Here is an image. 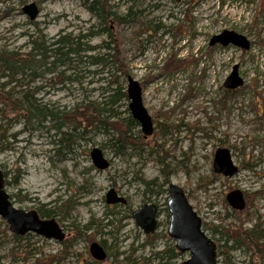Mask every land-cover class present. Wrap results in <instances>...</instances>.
<instances>
[{"label":"rangeland","instance_id":"374dc122","mask_svg":"<svg viewBox=\"0 0 264 264\" xmlns=\"http://www.w3.org/2000/svg\"><path fill=\"white\" fill-rule=\"evenodd\" d=\"M30 4L39 10L32 22L23 13ZM112 5L122 16L131 7L136 13L132 23L117 27L128 76L113 66H109L110 74H102L101 67L83 64L81 72L72 74L78 81L49 87L46 76L36 79L33 86L42 88L37 96L42 104L55 111H69L82 102L103 103L108 94L119 89L126 92L128 78H133L141 84L143 105L154 120V132L146 139L148 147L118 153L109 142L113 133L97 124L82 138L78 136L82 128L76 132L62 128L63 133L75 134L74 143L67 142L56 152L54 141L61 135L52 128L53 123L42 127L12 123L5 126L6 138L0 142V165L11 183L7 192L17 208L30 211L74 197L72 221L81 227L93 220L103 221L108 211H113L114 215L103 222V232L74 242L72 256L61 264H91L90 241H104L110 247V259L98 264L115 259L117 264H179L187 255L171 262L161 255L175 247L167 235L168 216L164 212L171 183L185 190L203 223L210 227L226 223L225 205L231 210L226 195L231 190L247 195L250 212L264 224V0H112ZM94 22L83 0H0V49L28 52L32 38L52 41L68 33L85 35ZM226 30L245 36L250 49L210 46L212 37ZM107 39L101 35L84 42L97 48ZM98 51L103 52L83 55ZM170 57L174 60L167 68ZM235 66L244 85L232 91L224 88V82ZM110 80L116 84L109 85ZM6 81L1 79L0 83ZM129 104V98L121 96L109 108L126 122L132 117ZM1 123L6 125V121ZM133 131L143 135L139 124ZM94 147L102 149L110 160L106 171L92 167L90 150ZM219 148L230 151L234 165L241 170L238 175H215L213 160ZM167 180L166 192L160 195L146 184ZM111 188L130 205L108 206L105 195ZM149 203H156L161 210L153 245L145 243L148 236L132 216ZM72 221L64 223L67 233ZM2 222L0 219V264H36L37 259L51 264L60 256L59 243L36 235L14 247L12 234L5 231ZM26 246L35 249V254L28 255ZM230 254L232 264L249 263L241 251ZM223 261L221 257L220 264Z\"/></svg>","mask_w":264,"mask_h":264},{"label":"trees","instance_id":"16d2710c","mask_svg":"<svg viewBox=\"0 0 264 264\" xmlns=\"http://www.w3.org/2000/svg\"><path fill=\"white\" fill-rule=\"evenodd\" d=\"M92 19L95 21L92 26L87 29L85 35L79 34L74 36L72 33L60 36L58 39L46 41L43 37L37 36L30 41V51H14L8 49H0V80L7 79L5 83H0V120L6 121V125L0 124V142L6 138L7 129L12 123H23L25 126L42 127L46 123H53V129H56L61 138L54 141L56 152H60L61 148H65L67 142L74 143V133L68 135L62 132V128H72L73 131L83 129L79 137L84 136V132H89V128L100 124L107 133H113L110 144L118 153L122 150L142 151L148 147V143L143 135L137 136L133 128L138 123L129 117L126 122L119 117V114L110 105L116 103L121 96L128 98L127 92L120 89L115 93L108 94L105 102L88 101L76 104L69 111L53 110L51 107L41 103L37 97L42 88L33 86V82L38 78H47V85H65L66 82L78 81V77L73 78L75 71L81 72L80 66H99L101 73L110 74L109 66H113L123 76H128L127 68L122 63V43L117 27L126 22H133L136 13L133 7L124 16L120 15L116 7L112 5V0H83ZM107 36L101 46L94 48L88 46V42L84 40L96 38L99 36ZM33 37V36H32ZM103 52L95 53V55H83L87 52ZM86 58V60H84ZM174 59L170 57L166 65L171 68ZM63 68V70H61ZM108 69V71H105ZM178 70L177 68H172ZM69 73V75H66ZM73 74V75H72ZM112 77H114L112 75ZM14 84L13 86H11ZM114 80L109 81V85H114ZM10 86L8 89L7 87ZM19 88V91L16 89ZM108 91V89H106ZM164 127V125H162ZM68 136V137H67ZM59 146V147H58ZM6 187L11 183L7 181V173L4 172ZM169 181L163 184H157L155 181L146 182L148 188L154 186L150 190L160 195L166 192L164 187ZM248 200V199H247ZM225 203V202H224ZM110 208V207H109ZM226 213L224 216L225 224L210 227L203 223L206 232L211 231V237L217 244L218 259L224 257V264H232L233 260L231 252L241 251L249 258L248 264H264V224L261 217H257L250 212V206L247 205L245 211L228 210L225 205ZM76 209V200L74 197L67 200H56L51 204L41 205L37 209L41 218L50 219L58 217L62 223L73 220V213ZM109 210V209H108ZM129 212L130 208L128 209ZM167 213V208L165 209ZM112 210H109L107 216H113ZM254 223L248 227L247 224ZM5 227V231L9 230L8 225L3 221L1 223ZM63 226H65L63 224ZM95 226L97 233H102L103 221L93 220L90 225L81 227L72 221L69 233L70 236L62 243L61 254L53 260L51 264H61L62 260L72 256L71 253L73 243L78 239L86 238L87 230ZM219 238H216V236ZM35 235L27 234L25 237H19L12 234L11 239L14 247H19L23 240L34 238ZM157 238L155 235L148 236L145 243L153 245V241ZM167 238V236H166ZM90 239V237H89ZM92 239V238H91ZM90 241V240H89ZM104 247L109 250L103 242ZM25 252L28 255L35 254L29 246H26ZM161 255L167 256L168 262L176 260L181 256L175 247L167 248L161 252ZM17 253L13 255L17 259ZM110 259L108 255L107 260ZM130 261V259L128 260ZM41 259H37L36 264H41ZM110 264H117L116 259Z\"/></svg>","mask_w":264,"mask_h":264},{"label":"water","instance_id":"95a60500","mask_svg":"<svg viewBox=\"0 0 264 264\" xmlns=\"http://www.w3.org/2000/svg\"><path fill=\"white\" fill-rule=\"evenodd\" d=\"M23 12L29 16L31 21L38 18L39 10L36 4H30L23 8ZM220 44L223 47L234 45L238 48L249 50L250 41L243 35L233 31H224L212 37L210 46ZM244 84L239 76L238 67L226 79L224 87L228 90H236ZM127 95L130 100L129 109L132 118L140 123L144 137L153 134L154 124L149 112L143 105L142 87L133 78H128ZM93 164L101 170L109 167V161L100 148H94L91 153ZM213 171L216 174L232 178L239 173V168L234 165L231 153L228 149L220 148L215 153ZM168 213L169 225L168 235L175 243V248L181 254L188 255V258L180 264H219L217 255V245L214 240L203 230L201 217L190 203L184 189L178 185L170 184L168 187ZM106 203L116 204L124 202L117 197L114 190H109L106 194ZM226 200L230 207L236 211H243L246 208V200L241 190L231 191ZM158 209L154 204L144 205L133 213V218L139 228L146 235L153 234L157 229ZM0 217L8 226L10 232L19 237L32 233L47 240L62 242L65 233L55 219L41 218L36 209L25 211L17 208L5 189L4 172L0 167ZM92 257L98 261L106 259L104 248L93 243L90 247Z\"/></svg>","mask_w":264,"mask_h":264},{"label":"bare ground","instance_id":"6f19581e","mask_svg":"<svg viewBox=\"0 0 264 264\" xmlns=\"http://www.w3.org/2000/svg\"><path fill=\"white\" fill-rule=\"evenodd\" d=\"M148 99H151V97H149ZM94 148H97V147H94ZM94 148H92L91 150H90V160H91V164H92V167L95 169V170H97V171H106L107 169H109L110 168V166H111V162H110V160H108L109 161V167L107 168V169H105V170H101V169H98L94 164H93V161H92V158H91V153H92V151H93V149ZM0 167H1V165H0ZM1 170L3 171V169H2V167H1ZM4 172V171H3ZM5 189H6V191H7V187H6V184H5ZM112 190H114L115 192H116V194H117V197L119 198V199H121V200H123L124 202H118V203H116V204H110V205H108V206H120V207H126L127 205L129 206L130 204H129V200L125 197V196H122L116 189H114V188H111ZM110 189V190H111ZM107 194V193H106ZM10 195V194H9ZM105 197H106V195H105ZM106 199V198H105ZM12 202H13V204L15 205V203H14V201H13V199H12ZM146 205H148V204H146ZM16 206V205H15ZM142 207V206H141ZM140 207V208H141ZM130 208V207H129ZM128 208V209H129ZM139 208V209H140ZM110 209V208H109ZM111 210V209H110ZM130 211L132 212V210H131V208H130ZM135 211H137V210H135ZM135 211H133V213L135 212ZM133 216V215H132ZM168 218H169V214H168ZM0 219H2L1 217H0ZM50 219H55L56 221H57V223L60 225V227H62L63 226V224L64 223H62V221H60V219L58 218V217H53V218H50ZM108 219H109V216H107V214L105 215V217L103 218V222L105 221V220H107L108 221ZM110 224L109 223H107L106 224V227H108ZM93 228H89L88 230H87V234L89 235V234H96L97 233V229H96V227L95 226H92ZM97 234H101V233H97ZM90 236V235H89ZM23 237H25V236H23ZM86 239V238H85ZM104 242V241H103ZM103 242H95V241H90V246H89V251H90V247H91V245L93 244V243H98V244H100L103 248H104V251H105V253H106V259L108 258V255H109V253H108V250L104 247V244H103ZM105 243V242H104ZM106 244V243H105ZM107 246V245H106ZM110 248V247H109Z\"/></svg>","mask_w":264,"mask_h":264},{"label":"flooded vegetation","instance_id":"af4514ba","mask_svg":"<svg viewBox=\"0 0 264 264\" xmlns=\"http://www.w3.org/2000/svg\"><path fill=\"white\" fill-rule=\"evenodd\" d=\"M220 149V148H219ZM217 152V151H216ZM215 152V153H216ZM214 158H215V155H214ZM213 163H214V160H213ZM239 168V167H238ZM240 168H239V173H240ZM214 172V171H213ZM215 173V172H214ZM238 173V174H239ZM237 174V175H238ZM215 175L217 176V175H220V174H216L215 173ZM223 177H225L224 175H222ZM225 178H227V177H225ZM170 185V184H169ZM169 185H168V187H169ZM167 190H168V188H167ZM232 191V190H231ZM230 191V192H231ZM229 192V193H230ZM167 193H168V191H167ZM228 193V194H229ZM244 193V192H243ZM227 194V195H228ZM227 195H226V197H227ZM244 197H245V200H246V208H247V205H248V203H247V195H245V193H244ZM169 198V197H168ZM227 201V200H226ZM167 203H168V199H167ZM167 203H166V208H167ZM228 203V202H227ZM149 204H154V205H156L157 206V209H158V215H157V221H158V219H159V217H160V213H161V210H160V208H159V206L156 204V203H149ZM148 204V205H149ZM144 205H146V204H144ZM144 205H142V206H144ZM229 205V204H228ZM229 207H230V205H229ZM246 208L243 210V211H245L246 210ZM230 209L231 210H234V209H232L231 207H230ZM137 210H139V209H137ZM234 211H236V210H234ZM165 212V211H164ZM168 212V211H167ZM238 212H241V211H238ZM160 226V224L157 222V229H158V227ZM62 229H63V231H64V233H65V239L62 241V242H58V241H55V242H57V243H59L60 244V246H62V243L70 236V233H69V231H68V233L65 231V229H64V226H62L61 227ZM157 229H156V231H157ZM155 231V232H156ZM155 232L153 233V234H155ZM153 234H151V235H146V234H144L145 236H152ZM90 252V251H89ZM90 255H91V252H90ZM181 255H183V254H181ZM187 259V257L184 259V260H186ZM88 260H90V262H88V263H91V264H98V263H102V262H105L107 259H105L104 261H98V260H95L93 257H92V255H91V257L88 259ZM183 260V261H184ZM182 261V262H183ZM181 262V263H182ZM180 264V263H179Z\"/></svg>","mask_w":264,"mask_h":264}]
</instances>
